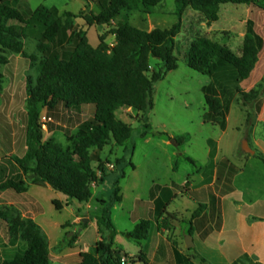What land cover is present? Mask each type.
<instances>
[{
    "label": "trees",
    "instance_id": "obj_1",
    "mask_svg": "<svg viewBox=\"0 0 264 264\" xmlns=\"http://www.w3.org/2000/svg\"><path fill=\"white\" fill-rule=\"evenodd\" d=\"M164 0H96L99 13L82 12L76 15L63 12L56 7L41 5L31 9L26 0H0V98L5 97L3 79L9 71V55H19L28 64L26 73V152L22 157L11 156L5 164L0 163V193L13 191L25 194L31 185L51 187L64 194L68 203H90L93 199V186L105 182L108 176L107 164L101 152L110 143L123 147L133 134L131 125L118 118L117 112L131 108L139 112L153 110L155 83L165 79L167 74L179 68V58L175 54V38L180 25L172 29L146 31L133 26L129 21L119 22L111 29L115 44L110 49L107 35L99 37V44L89 43L87 32L80 29L75 20L83 18L89 26H111L115 20H124L129 12L141 6L156 7ZM178 15L183 8L191 7L201 12L208 23L220 18L223 5H248L264 9V0H176ZM35 38V50L26 49L30 37ZM264 39L248 27L240 55L222 43L206 36L198 37L191 44L187 54V65L192 70L213 78V82L203 88L208 112L204 123L226 125L231 110V97L242 101L243 107H253L260 113L264 100V85L249 91L242 84L251 78L258 62ZM111 51V52H110ZM13 56V57H15ZM151 59L156 60L161 69L151 68ZM13 60V58H12ZM12 76V74H10ZM229 96V97H226ZM9 98V97H8ZM228 98V100H225ZM83 113L77 134L68 146L52 140L44 141V123L41 113L57 111L60 106ZM86 114H85V113ZM86 115V116H85ZM251 112L246 123L254 125ZM0 134L9 144L13 143V124L7 115L0 113ZM154 137H168L165 132H153ZM149 136L145 131L142 138ZM178 145L182 139L175 140ZM133 147L129 159L120 158L116 165L135 168ZM259 155V156H258ZM259 158L264 157L258 154ZM193 165L195 161L189 159ZM123 167V168H124ZM218 174L215 188L190 192L199 202V208L190 223L199 220L207 209L204 199L211 205L210 211L214 228L203 232L205 239L223 224L220 205L221 196L234 191V178L240 169L228 158L217 164ZM126 177L123 169L120 178ZM123 202L120 182L117 181L110 201H100L101 214L96 223L100 240L95 253L80 252L71 258L72 264H121L123 257H130L125 251L116 249L118 235L113 223L112 212L115 205ZM58 210L62 204L54 201ZM168 204L160 199L155 201V218L161 219L165 228H170L176 216L167 212ZM0 221L5 224L10 241L16 246L6 248L0 253V264H51L50 241L41 226L32 218H24L13 206L0 208ZM152 221L140 220L130 233L137 242L150 237ZM195 232L191 228L190 234ZM137 259L148 264L146 256L139 254ZM242 262V261H241ZM239 262H236L238 264Z\"/></svg>",
    "mask_w": 264,
    "mask_h": 264
},
{
    "label": "rangeland",
    "instance_id": "obj_2",
    "mask_svg": "<svg viewBox=\"0 0 264 264\" xmlns=\"http://www.w3.org/2000/svg\"><path fill=\"white\" fill-rule=\"evenodd\" d=\"M26 1L33 10L44 5L49 8L56 7L60 13L67 11L76 15L82 12L98 14L100 11L96 0ZM177 12L176 0H164L156 7L141 6L140 9L129 12L124 20L113 21L111 26H89L83 18H76L77 26L87 32L89 43L93 47L98 46L101 35L108 34L106 41L110 49L113 48L116 38L111 33V29L116 28L119 22L127 20L133 26L146 31L169 30L179 24L180 32L175 38L174 47L175 54L179 58V68L169 72L164 80L155 83L153 110L139 112L124 107L117 112L118 118L132 126L133 134L123 147L116 146L112 142L101 152L102 159L110 162L107 164L109 173L103 184L93 186L91 204L78 201L68 203L64 194L51 187L36 185H31L29 193L25 194H17L13 191L0 193V208L13 206L24 218H31L34 213L41 215L43 213L40 220L43 224L40 225L50 241L51 264H72L69 260L79 252L95 253L96 243L101 239L96 223L97 216L101 214L100 201H110L117 181L120 182L123 203L115 205L112 212L113 223L118 232L115 246L130 255L138 254L141 249L139 242L130 235L135 227L134 216L139 215L134 209L135 200L147 201L149 187L154 180L162 186L163 197L171 203L173 211L181 205H189L186 202L188 195L185 193L188 187H184L187 181L192 185L193 176L202 173L205 181L201 185H206L214 176L216 158L218 160L228 158L233 163L238 156L241 160L246 158L251 161L246 177L249 180L256 178L264 193V161L258 157L259 153L264 157V120L258 122L260 116L264 118V100L262 110L257 114L253 107L244 108L243 102L234 95L230 99L231 110L227 115L226 125L222 127L219 124H206L204 114L208 112V107L203 88L211 84L213 78L202 75L187 65L189 48L198 37L206 36L218 41L238 55L242 52L244 37L249 26L264 39V9L251 8L248 5H223L220 18L214 23H208L201 12L191 7L183 8L180 15ZM34 40L35 38L31 36L26 42L28 51L35 50ZM13 56L15 55L8 56L11 59V65L8 67L10 72L5 71L6 67L2 69L6 77L3 79L5 97L0 98V113L7 115L10 123L13 124L12 144L0 134L2 164H5L11 156L22 157L26 152L25 108L28 64L21 56ZM150 64L154 71L161 69V65L154 59H151ZM261 84L264 85V47L260 50L259 62L251 78L243 83L242 87L249 91ZM249 112L253 115V126L246 123ZM82 116L83 113L77 114L63 105L53 112L44 109L41 113L44 141L52 140L68 146L71 138L77 134ZM145 131L149 132V136L142 138ZM153 132H165L173 139L154 137ZM177 139H182L184 143L178 145L175 141ZM244 140L255 154L246 152L242 148ZM133 147L135 150L132 159L136 169L133 170L128 163H125L126 168L118 167L116 161L120 158L129 159ZM189 159L194 160L195 165ZM123 169L126 177L121 179L120 174ZM173 183L176 184V189ZM155 190L159 191L157 188ZM176 194L179 196L176 197ZM31 197L39 202L40 207ZM54 201L61 202L63 209L58 210ZM144 211L148 212L146 208ZM172 214L176 219L171 221L168 229L161 224L162 219L157 220L155 216L149 219L152 221L154 234L157 233L158 227L160 231L166 229L169 232L164 235L173 248L181 244L183 249H187L184 237H188L187 229H190L191 217L182 212ZM143 215L147 216V214ZM18 244L9 240L5 224L0 221V253ZM170 254L172 255L167 258L166 264H175V254L171 251ZM221 259L225 263V260ZM148 264L160 263L156 259L153 263L148 260Z\"/></svg>",
    "mask_w": 264,
    "mask_h": 264
},
{
    "label": "crops",
    "instance_id": "obj_3",
    "mask_svg": "<svg viewBox=\"0 0 264 264\" xmlns=\"http://www.w3.org/2000/svg\"><path fill=\"white\" fill-rule=\"evenodd\" d=\"M259 119L258 122L264 120L263 116H260ZM233 157L231 158L233 159ZM238 158L237 156V160L233 162L240 169L234 178V191L225 196H221L220 200L223 217L221 230L214 229L207 238H202L201 234L212 227L214 228L215 225L210 211L211 205L204 199V194H202V199L208 208L204 210L199 220L193 221L192 224L189 221L190 229H187L188 235H191V228L195 229V232L192 234L194 240V247L192 249H183L181 244L173 248L169 239L164 235V233L169 231L166 229L160 231L158 227L157 233L154 234L152 225L150 238L139 243L141 248L139 253L130 255L127 251L125 252L131 257H137V255L142 253L146 256L147 261L149 260L153 263L157 259L160 264L167 263V258L172 255L170 251L175 254V264H236V262H239L238 264H264V193L261 191L256 178H250L249 180L246 177L248 169L252 164L251 161L246 158L242 160ZM216 159L215 173L212 181L206 185H201L205 181L203 174L198 173L193 176L192 185H190L189 181L184 185L185 188L188 187L185 193L188 195L186 196L188 198L186 202L189 205H181V207H176L173 211L171 209V203L163 197L162 186L156 183L157 180H154L149 187L147 201L145 202L144 199L135 200L134 209L139 213L138 216H134L135 226L140 220L151 219L155 216L154 208L156 199H160L168 204V213L182 212L191 217L198 210L199 202L190 196V192L212 187L218 197L219 192L215 188V185L218 174L217 164L220 159ZM132 169L135 170L136 166ZM250 182L251 185H249ZM172 185L176 189V184L173 183ZM155 188L159 191L157 192ZM181 195L184 197L183 193ZM175 196L178 197L179 194ZM32 199L40 207L39 202L34 198ZM145 208L148 211L147 213L144 211ZM143 214H147V216L145 217ZM42 217L43 213L42 215L40 213H34L31 218L40 225L43 224L40 221ZM186 239L187 236L184 237L185 243ZM114 247L118 249L116 246ZM176 252L178 253L176 254ZM214 253L218 255H212ZM221 258L225 260V263Z\"/></svg>",
    "mask_w": 264,
    "mask_h": 264
},
{
    "label": "water",
    "instance_id": "obj_4",
    "mask_svg": "<svg viewBox=\"0 0 264 264\" xmlns=\"http://www.w3.org/2000/svg\"><path fill=\"white\" fill-rule=\"evenodd\" d=\"M242 148L246 152H250L252 154H255V151L249 146V144H248V142L246 140L243 141ZM84 222H86V219H85ZM186 246H187L188 249H192L194 247V240H193V236L192 235H188V237L186 239Z\"/></svg>",
    "mask_w": 264,
    "mask_h": 264
},
{
    "label": "built area",
    "instance_id": "obj_5",
    "mask_svg": "<svg viewBox=\"0 0 264 264\" xmlns=\"http://www.w3.org/2000/svg\"><path fill=\"white\" fill-rule=\"evenodd\" d=\"M121 264H143L142 262H140L137 259H132L130 257H123L121 260Z\"/></svg>",
    "mask_w": 264,
    "mask_h": 264
}]
</instances>
